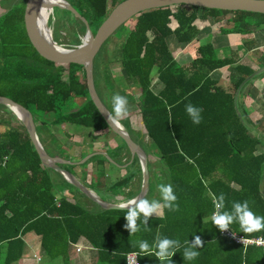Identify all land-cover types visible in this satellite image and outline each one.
Wrapping results in <instances>:
<instances>
[{
  "label": "trees",
  "instance_id": "16d2710c",
  "mask_svg": "<svg viewBox=\"0 0 264 264\" xmlns=\"http://www.w3.org/2000/svg\"><path fill=\"white\" fill-rule=\"evenodd\" d=\"M66 1L87 21L94 34L110 11L124 0ZM24 3L25 0H10L9 7L0 15V96L30 111L39 143L48 155L55 157L46 148V139L50 137L57 148L60 144L48 129L49 121L39 113L52 114V121L58 125L81 126L94 133L110 129L89 96L84 67L56 65L34 51L22 24ZM56 10L63 11L72 21L67 17L56 18L52 13ZM50 13L48 27H53V41L61 44L59 32L66 27V19L71 22L75 37L66 48L79 45L85 33L84 23L67 10L54 8ZM134 18L131 30L120 27L117 31L114 61L126 88L132 86L139 91L140 124L157 151L151 153L141 134H134L121 123L146 159L152 158L156 166L154 170L148 166V189L142 199L161 200L159 186L153 181L160 175L161 184L173 187L179 210L164 208L162 216H153L147 226L138 221L140 231L131 235L124 227L127 209L102 208L83 196L59 172L44 166L22 122L9 107L0 105L18 123L13 127L9 122H1L5 128L0 131V264L19 261L28 233L40 238L48 258H61L63 264H69V248L81 238L96 251V264H126L129 253H137L140 264H160L154 255L140 252L136 244L144 240L151 247L158 236L180 241L181 247L172 257L173 264H264V248L235 243L222 236L211 221L213 198L220 194L225 196L224 210L231 211L233 202L248 201L257 216H264V153L259 152L264 148V136L251 134L249 117L241 108L239 96L235 101L242 82L264 68V55L254 63L252 56L248 59L250 55L241 56L239 51L226 55L208 43L199 46L189 62L177 65L167 45L170 36L181 44L196 40L200 32L195 25L198 19L212 18L216 24L231 25L222 28L221 33L251 35L264 30V14L175 5L143 12ZM172 21L177 24L174 29L170 27ZM106 43L93 62L96 90L100 85L108 88L111 83L109 62L103 60ZM224 67L229 69V83L221 88L211 74ZM251 82L247 81L238 95ZM155 85L160 87L157 92ZM107 98L110 102L101 101L111 112V94ZM73 102H79V108ZM189 104L202 109L199 124H194L186 112ZM65 105L70 107L64 109ZM121 150L129 154L124 142L114 154H120ZM106 157L93 156L82 164L85 167L95 162L97 166L90 185L76 180L92 190L107 187L99 180L104 178ZM57 166L69 173L74 168L70 163ZM131 179L132 175L112 187H124ZM80 194L92 208L76 200ZM230 230L247 239L264 238V230L244 234L238 223L230 225ZM197 235L204 242L203 247L197 249L196 259L185 261L184 247Z\"/></svg>",
  "mask_w": 264,
  "mask_h": 264
},
{
  "label": "crops",
  "instance_id": "0c3cea01",
  "mask_svg": "<svg viewBox=\"0 0 264 264\" xmlns=\"http://www.w3.org/2000/svg\"><path fill=\"white\" fill-rule=\"evenodd\" d=\"M202 22H205L206 26H200L199 24ZM212 24H215V28H212ZM195 25L199 28L200 32L197 39L189 44L178 43L174 36H170L167 38V45L172 55L174 56L177 65L189 62L191 59L188 61H184L182 59L183 56H191L193 53L194 56L192 58H194L196 56L197 48L208 43L211 44L215 49L226 55H228L230 52L236 51H239L241 56L250 55L254 58L252 61L254 63L264 55V40L258 39V33H260L259 31L263 29H259L251 35L241 33H221L222 28H230L231 25L227 24L226 22L216 24L214 23V20L212 18H208L206 20L198 19L195 22ZM176 26L177 24L175 23L174 28H176ZM250 41L252 42V44ZM192 43H195V46L193 48H190ZM249 48V52L247 54H244V51ZM186 49H189V51ZM179 54L182 55V58L178 56ZM232 66H235V64ZM228 70V67H224L222 69L214 71L211 74V78L217 81L218 85L221 88H224L229 83ZM262 72H264V70ZM262 72L260 74H262ZM251 81V84L247 85L241 95L238 96L241 108L248 114L250 126L254 127L256 122H261V119L256 121V118L252 117L251 115L254 114L257 106L259 107L258 109H260V103H262L264 107V73L260 79L255 80L253 78L251 79ZM261 112H264V108L263 110H261ZM48 129L51 134L55 136L60 146L58 148L55 147L54 143L49 140L50 137H47L48 140L46 139L45 144L46 148L53 152L55 157L66 160L71 165H74L71 173L80 182L85 181L87 186L90 185L91 177L94 176V172L97 166L95 162H91L89 165L83 167V163L81 164L80 161L84 157L91 154H93V156L101 155L104 157H108H106L108 163H104L103 165L104 178L99 179L102 183H106L107 187H97L94 190L85 187L99 200L112 205H121L127 204L128 201L135 200L139 196L143 185L142 162L131 153L128 154L129 157L125 154H114L116 147L119 146L115 134H113L114 136H110L107 130L94 133L90 129H86L81 126H74L70 124L58 125L53 121L48 123ZM78 143L80 145H78ZM99 143H102L105 146L107 144H112L113 147L98 149L94 146V144ZM74 146H79V151L74 150ZM93 156H91L90 158H92ZM146 160L147 167L152 166L151 163H149L150 160ZM134 161L135 164H133ZM113 165L116 167H113ZM151 169L154 170V166L153 168L151 167ZM130 175H132V179L126 186L120 188L112 187L113 184H117ZM139 178H141V180ZM81 194L85 196L82 192ZM81 194L76 196V200L85 204L87 207L92 208L93 206L87 200L88 198L86 196L85 197L87 199L84 198ZM153 216L161 217L162 211L159 215L154 214ZM77 244H83L84 248L80 253H76L73 247L74 244L70 246L68 252L69 264H96L97 253L88 244V242L85 239L81 238L78 240ZM35 257H39L41 259V264H63L61 258H48L41 248L40 238L32 233H28L24 236L22 257L14 264H34Z\"/></svg>",
  "mask_w": 264,
  "mask_h": 264
},
{
  "label": "water",
  "instance_id": "95a60500",
  "mask_svg": "<svg viewBox=\"0 0 264 264\" xmlns=\"http://www.w3.org/2000/svg\"><path fill=\"white\" fill-rule=\"evenodd\" d=\"M2 1L3 0H0V3ZM61 1L62 3L48 4L45 0H25L22 14V24L26 37L37 55L44 60L56 65L75 64L84 67L89 96L100 115L107 123L109 129L126 144L132 155L141 154L143 156V161H141L143 167V185L139 196L135 200L142 199L147 192L149 180L146 156L140 147L133 142L126 131L121 129L119 126H112L109 122V111L98 96L93 82V62L96 55L101 50L102 46L120 27L124 26V24H126L129 20L143 12L175 5H185L210 10L245 11L264 14V0H124L110 11L94 34L91 32L87 21L81 17L66 0ZM54 8L67 10L84 23L85 33L79 45L73 48H61L53 41L52 35L51 40H46V38L41 34L39 30V21L44 17L47 18V14ZM263 70L264 68L255 71L246 80H244V82H242L235 94V101L242 86L247 81L260 74ZM0 105L9 107V109L13 112H20L22 115L21 117L17 115V113H14L23 123L26 132L40 158V161L44 166L59 172L67 179L68 182L77 187L88 199L97 203L102 208L118 210L127 209L126 207L121 208L119 205H112L99 200L96 196H94V194L81 185V183L78 182L72 174L57 166V164H68L69 162L58 157H51L45 152L36 136L35 123L30 111L22 105L3 96H0ZM91 156H93V154L84 157L80 163L82 164L86 162Z\"/></svg>",
  "mask_w": 264,
  "mask_h": 264
},
{
  "label": "clouds",
  "instance_id": "9594fccd",
  "mask_svg": "<svg viewBox=\"0 0 264 264\" xmlns=\"http://www.w3.org/2000/svg\"><path fill=\"white\" fill-rule=\"evenodd\" d=\"M128 101L126 97L119 94L112 98V111L109 112V122L113 126H118L121 119L128 115ZM202 109L196 108L189 104L186 106V112L192 118L194 124L201 122ZM161 200L139 199L128 201L127 204H121L119 207L127 208L125 215L127 223L124 227L131 233L136 234L140 231L138 221L147 226L153 215H159L164 208L169 211H178L179 206L176 204L177 196L174 194L171 184L159 185ZM214 212L211 215L213 225L221 232H225L233 223H238L241 232L244 234H252L264 230V216H257L250 208L248 201L233 202L231 211L225 209V196L220 194L219 197L213 198ZM187 244V242H185ZM203 241L200 236L190 242L182 252V256L186 261H192L199 255L197 249L203 247ZM136 244L140 252L148 256L154 255L160 264H173L172 257L177 253V249L181 247L179 240L167 237H157L154 245L150 247L149 243L144 240L137 241Z\"/></svg>",
  "mask_w": 264,
  "mask_h": 264
},
{
  "label": "rangeland",
  "instance_id": "374dc122",
  "mask_svg": "<svg viewBox=\"0 0 264 264\" xmlns=\"http://www.w3.org/2000/svg\"><path fill=\"white\" fill-rule=\"evenodd\" d=\"M9 1L10 0H3L0 3V15L7 9V7H9ZM52 13H54V15L56 16V18L58 17V19H62L64 17L65 18L67 17V19H70L72 21V19L70 17L66 16V14L63 11L56 10V11H53ZM52 13H48L47 14V27H48L49 20L52 18ZM65 21H66V27L61 28V30L59 32V42L61 44L60 45L57 44V46L66 49V47H68L69 43L72 40H75V37L72 34V30L73 29H72L71 22H69L66 19H65ZM55 22H56V19H53V23H55ZM134 24H135V18H132L126 24H124V26L121 27L120 29L123 30V28H124L125 30H131L133 28ZM199 25L200 26H206L205 25V22H202ZM170 26H171V28H174L175 22L172 21V23L170 24ZM212 28H215V24H212ZM48 29H49V31H50V33L52 35V33H53V27L52 26L51 27H48ZM117 31L108 40V42L106 43L105 49H104V54H103V60H105L106 62L108 61L109 62V65H110V71L112 73V76L110 78L111 79L110 80L111 83H110V85H109L108 88H106L104 85L98 86L96 92H97V94H99L101 96V99L103 101H105V103H107V101L110 102V100L107 98L108 97V94H111L112 98H113V95L115 96L117 94H119V95H121L123 97H126V99L128 101V104H127L128 115L125 118H123V119L120 120L118 126L121 129L124 130L123 125H122V123H123V124H125V126L127 127V129L133 131L134 134L140 133L141 134V137H142V139L144 141V143L148 146L150 152L151 153H155V151H157L156 148L153 147V145H151L149 139L147 138V135H146L145 131L142 129L141 124H140L139 110H138V107H137V97H138L139 91L137 90L136 87H132V86L131 87L128 86L126 88L127 85H126L125 81H122V79H121V73L119 72V66L114 61L116 59V57H115L116 56L115 55V49H116V45H117V41H118L117 40V37H116V35L118 34ZM259 32L260 33H258L259 34L258 39L264 40V31L261 30ZM82 37H81V39H82ZM194 46H195V43H192V45L190 46V48H193ZM186 50L189 51V49H186ZM183 54H187V53H183ZM178 56L181 57L182 55L179 54ZM193 56L194 55L192 53L191 56L184 55L183 58L182 57L181 58L184 61H188V60L192 59ZM179 57H177V58H179ZM249 58H251V56L250 57L248 56V59ZM263 73L264 72H262V74H259L258 76H255L256 77L255 80L260 79L261 76L263 75ZM113 79L117 80V82H116L117 84L113 81ZM154 84H156V80L153 81V85ZM158 88H160L159 85H155L154 91L157 92L158 91ZM112 98H111V100H112ZM72 104L75 105V108H77V107L79 108V102H75V103L73 102ZM260 104H261L260 105V109H258L259 107L257 106V108L255 109L256 111L251 116L254 117V118H256V121L261 119V122H259V123L256 122V124H255L254 127L249 125V131L251 132V134H256L257 133L260 136H264V112H261V110H263L264 107H263L262 103H260ZM69 105L68 106L65 105L63 108L65 109L67 107L66 109H68L70 107ZM39 114H40L39 116H43V118L46 121H49L50 122V121L53 120L52 114H45V115H43L42 113H39ZM15 116H16V114H15ZM17 119H18V117H17ZM18 120H20V119H18ZM3 121L9 122V125H11L13 127H15V126L18 125L16 119L11 114H9L4 107L0 108V131L4 130V128H5V126L2 125V123H1ZM21 124H23V123H21ZM107 132H108V134L110 136H114L113 135L114 133L111 130H107ZM108 134H107V136H108ZM132 138H134V137L132 136ZM117 141H118V145L119 144L120 145L123 144V141L122 140H118L117 139ZM78 145H80V144L78 143ZM94 146L96 148H98V149H105V148H108V147L109 148H112L113 147L112 144H109V145L107 144L105 146L102 143L101 144L100 143L99 144H94ZM73 148H74V150L79 151V146H74ZM128 151H129V149H128ZM120 152H121L120 154H125L126 156L129 157V155L127 154V151L121 150ZM259 152L264 153V148H260L259 149ZM129 153H130V151H129ZM135 156L138 159H141V161H143V156L141 154H135ZM155 158H156V156H155ZM149 163H151V165H152L151 167L152 168H153V166H155L152 159H150V162ZM89 164L90 163H88L87 165H89ZM113 167H116V166L113 165ZM155 168H156V166H155ZM139 179L141 180V178H139ZM153 181L155 182V185L156 186H159V184H161L160 175H157V178L156 179H153ZM155 194H157V189L155 191Z\"/></svg>",
  "mask_w": 264,
  "mask_h": 264
},
{
  "label": "built area",
  "instance_id": "2783aa9c",
  "mask_svg": "<svg viewBox=\"0 0 264 264\" xmlns=\"http://www.w3.org/2000/svg\"><path fill=\"white\" fill-rule=\"evenodd\" d=\"M220 234L222 236H226L228 238H231L235 243H238V244H243V245H253L254 244L258 247L264 248V238H262V237L251 238V239L243 238V237L235 234L234 232H232L230 230V228L225 232L220 231ZM73 247H74V251L76 253H80L82 251V249L84 248V245L76 243L73 245ZM40 260L41 259L39 257H35V263L34 264H41ZM126 264H140L139 259H138V254L137 253L127 254L126 255Z\"/></svg>",
  "mask_w": 264,
  "mask_h": 264
},
{
  "label": "bare ground",
  "instance_id": "6f19581e",
  "mask_svg": "<svg viewBox=\"0 0 264 264\" xmlns=\"http://www.w3.org/2000/svg\"><path fill=\"white\" fill-rule=\"evenodd\" d=\"M48 4H53V3H62L61 0H45ZM46 17L42 18L39 21V30L41 34L46 38V40H51V33L47 27V22H46ZM19 115L20 117L22 116L19 111H14Z\"/></svg>",
  "mask_w": 264,
  "mask_h": 264
}]
</instances>
